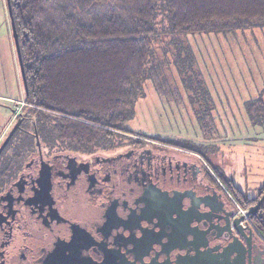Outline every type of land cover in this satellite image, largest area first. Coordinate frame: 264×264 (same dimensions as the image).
<instances>
[{
    "label": "trees",
    "instance_id": "16d2710c",
    "mask_svg": "<svg viewBox=\"0 0 264 264\" xmlns=\"http://www.w3.org/2000/svg\"><path fill=\"white\" fill-rule=\"evenodd\" d=\"M9 1L27 92L18 127L0 154V188L40 146L93 153L157 140L200 154L239 198L225 168L212 158L220 150L214 141L223 140L210 110L216 102L188 35L264 26V0ZM171 63L204 137L213 143L149 137L128 126L147 80L160 93L181 99ZM246 105L256 107L247 110L252 123L264 119L262 98Z\"/></svg>",
    "mask_w": 264,
    "mask_h": 264
},
{
    "label": "flooded vegetation",
    "instance_id": "af4514ba",
    "mask_svg": "<svg viewBox=\"0 0 264 264\" xmlns=\"http://www.w3.org/2000/svg\"><path fill=\"white\" fill-rule=\"evenodd\" d=\"M128 146L31 154L0 188V264H264V183L228 175L238 198L200 154Z\"/></svg>",
    "mask_w": 264,
    "mask_h": 264
},
{
    "label": "rangeland",
    "instance_id": "374dc122",
    "mask_svg": "<svg viewBox=\"0 0 264 264\" xmlns=\"http://www.w3.org/2000/svg\"><path fill=\"white\" fill-rule=\"evenodd\" d=\"M188 39L202 70L203 79L216 102V106L210 107V110L213 111L215 124L221 131L223 140L214 141L220 151L212 158L225 168V172L234 178L240 189L255 191L264 183V119L252 123L247 110L256 107L247 106L246 102L259 97L264 102V26L235 28L225 32H196L189 34ZM14 51L12 67L2 65L0 73L7 75L6 87L12 86L7 91L13 94L17 91L18 98H25L27 91L16 47ZM170 66L181 99L160 93L153 81L147 80L145 95L136 101L135 114L128 121V126L149 137L198 145L213 143V139L204 137L180 75L174 64L171 63ZM24 104L23 100L16 107L15 101L8 102L0 98V145L16 125L17 114ZM153 143L150 144L162 148L175 147L176 152L189 151L157 140ZM128 148V145H124L115 152ZM202 160L207 163L203 158ZM73 212L83 213L79 207L74 208Z\"/></svg>",
    "mask_w": 264,
    "mask_h": 264
},
{
    "label": "crops",
    "instance_id": "0c3cea01",
    "mask_svg": "<svg viewBox=\"0 0 264 264\" xmlns=\"http://www.w3.org/2000/svg\"><path fill=\"white\" fill-rule=\"evenodd\" d=\"M14 47H16V45L13 37L11 18L7 6V1L0 0V69L2 68V65L5 64H8L10 68L12 67V61L14 60L15 56ZM8 77H11V75L9 76L8 74ZM6 80H8L7 75H5L4 73H0V98L8 102L15 101L17 107L19 106V103H22L24 98H18L15 87L13 88L15 89L16 93L13 94L12 92L7 91L10 90L12 86L6 87Z\"/></svg>",
    "mask_w": 264,
    "mask_h": 264
},
{
    "label": "water",
    "instance_id": "95a60500",
    "mask_svg": "<svg viewBox=\"0 0 264 264\" xmlns=\"http://www.w3.org/2000/svg\"><path fill=\"white\" fill-rule=\"evenodd\" d=\"M7 1H8L9 11H10L9 12L10 13V17L12 18L11 4H10V1L9 0H7ZM11 20H12L11 21V25H12L13 37H14V41H15V45H16L18 59H19V62H20V68H21V72H22L24 86H25V89H27V82H26V76H25L24 66H23V62H22V56H21V49H20L19 37H18V33H17V30H16V25H15V22H14L13 18ZM18 124L19 123L17 122L16 125L11 129V131L9 132V134L6 136V138L4 139V141L1 143V145H0V154L3 151L4 147L6 146V144L8 143V141L10 140V138L12 137L14 131L18 127ZM242 219H243V216H239L237 218L238 221H241ZM239 226H241V225H239Z\"/></svg>",
    "mask_w": 264,
    "mask_h": 264
},
{
    "label": "built area",
    "instance_id": "2783aa9c",
    "mask_svg": "<svg viewBox=\"0 0 264 264\" xmlns=\"http://www.w3.org/2000/svg\"><path fill=\"white\" fill-rule=\"evenodd\" d=\"M245 213H246L245 207L242 206L237 207V214H245Z\"/></svg>",
    "mask_w": 264,
    "mask_h": 264
}]
</instances>
